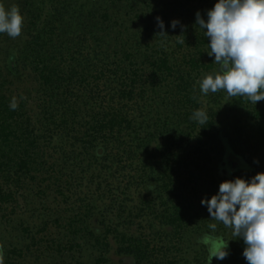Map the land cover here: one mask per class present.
Segmentation results:
<instances>
[{"label": "trees", "instance_id": "trees-1", "mask_svg": "<svg viewBox=\"0 0 264 264\" xmlns=\"http://www.w3.org/2000/svg\"><path fill=\"white\" fill-rule=\"evenodd\" d=\"M216 2L0 0L24 17L19 37L0 33L4 264H113L111 240L135 264H180L188 235L207 261L204 234L230 239L213 264H247L200 200L219 192L221 136L255 168L232 180L264 172V101L199 88L219 65L196 13L207 21Z\"/></svg>", "mask_w": 264, "mask_h": 264}, {"label": "clouds", "instance_id": "clouds-1", "mask_svg": "<svg viewBox=\"0 0 264 264\" xmlns=\"http://www.w3.org/2000/svg\"><path fill=\"white\" fill-rule=\"evenodd\" d=\"M159 35L168 36L164 22L157 18ZM179 21L173 20L176 28ZM196 24L206 29L210 40L209 56L219 70L200 80L202 94L224 91L229 97H243L253 104L264 101V0H218L207 11V21L199 12ZM24 17L18 6L6 9L0 3V33L15 39L22 33ZM184 43L183 39L178 41ZM10 108L16 110L15 97ZM192 119L201 125L208 122L207 112L197 109ZM212 220L231 230L232 237L242 238L245 248L243 256L247 264H264V172L250 180L237 177L219 185V192L210 199H202ZM208 227L215 232L216 223ZM229 240L223 236L204 234L199 242L207 247V264L213 258L224 260L228 255ZM4 246L0 243V264H4Z\"/></svg>", "mask_w": 264, "mask_h": 264}, {"label": "rangeland", "instance_id": "rangeland-1", "mask_svg": "<svg viewBox=\"0 0 264 264\" xmlns=\"http://www.w3.org/2000/svg\"><path fill=\"white\" fill-rule=\"evenodd\" d=\"M227 139H228V136L225 138H223V136H221V143H222L223 149H224L223 150L224 161L219 160V162H218V169H219L218 177L221 179V182H223L225 180H232L233 175L236 174V172L238 171V169L240 167H241V169H243V172H247V171L254 172V169H255L254 167L249 166V164H247L243 160L241 161L240 159L235 158V157L231 156V154H229V147H228ZM241 148H243V147H241ZM205 195H206V193L204 194V196ZM202 199L203 198H201L200 200H202ZM95 221H96V218H95ZM95 221H93L92 225L94 227H96V229L100 230V226L97 225L95 223ZM132 229L134 230L135 228L133 227ZM80 236H81V234H80ZM191 236L192 235H188L187 238L185 239V242L183 243V241H182L180 243V246L182 248V252L179 255L184 258L183 259L184 261H179L180 264L181 263L182 264H202V262L207 264V261H205L206 256L203 255V253L201 251L200 244L195 242L193 239V236L192 237ZM57 242H59V241H57ZM115 244L116 243L113 240H111V246L112 247H111L110 252L108 254V256L111 259V261L113 262V264H135V261L133 258L117 256L114 252V250L116 248ZM228 250H229V247H228L227 251ZM78 263L79 264H86L87 259L85 257L81 256L80 254H75V259L72 260L71 264H78ZM42 264H50V262H48V263L42 262ZM91 264H93V261L91 262ZM211 264H213V263L211 262Z\"/></svg>", "mask_w": 264, "mask_h": 264}]
</instances>
